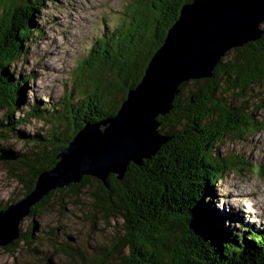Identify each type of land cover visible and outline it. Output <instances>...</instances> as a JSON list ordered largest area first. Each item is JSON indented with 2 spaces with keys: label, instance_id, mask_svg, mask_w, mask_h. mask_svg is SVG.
<instances>
[{
  "label": "trees",
  "instance_id": "1",
  "mask_svg": "<svg viewBox=\"0 0 264 264\" xmlns=\"http://www.w3.org/2000/svg\"><path fill=\"white\" fill-rule=\"evenodd\" d=\"M190 1L128 0L115 21L105 22L104 30L75 56L69 91L51 103L36 101L25 111L22 94L32 75L16 76V66L43 32L38 21L45 2L56 1L0 0V149L9 150L1 146L9 137L25 147L15 160L1 163L20 195L0 202V210L33 189L80 129L115 116ZM260 28L262 37L228 51L211 78L179 87L171 111L158 117V133L169 141L142 167L130 163L123 178L110 175L107 186L83 177L78 184L51 191L31 208L24 231V220L20 224L19 239L3 250L15 251L23 244L39 253L31 247L40 243L33 234L41 233L39 222L47 208L88 191L94 216L105 223L119 218L122 229L108 248L98 250L99 258L88 260L79 251L62 249L75 264H264V227L226 228L229 217L212 208L213 186L226 173L264 177V164L218 153L222 140L256 130L254 118L234 100L264 88V23ZM15 113L22 116L15 118ZM26 119L46 130L29 135L16 129ZM93 182L97 186L91 190Z\"/></svg>",
  "mask_w": 264,
  "mask_h": 264
},
{
  "label": "rangeland",
  "instance_id": "2",
  "mask_svg": "<svg viewBox=\"0 0 264 264\" xmlns=\"http://www.w3.org/2000/svg\"><path fill=\"white\" fill-rule=\"evenodd\" d=\"M55 1L52 5L45 2L40 12L42 19L38 21V25L43 26V32L41 36L33 38L35 40L32 39L27 56L16 66V76L18 73L32 75L22 94L25 111L36 101L51 103L62 92L69 91V74L74 68L75 56L86 48L83 44L90 43L104 30L105 22L115 21V16L128 0ZM249 94L234 102L254 118L256 130L248 131L240 139L232 137L222 140L218 143V153L227 158L239 157L244 161L264 164V88L255 89ZM18 116L22 115L15 113L14 117ZM16 129L29 135L46 130L40 122L29 119ZM9 138L1 146L14 152H21L25 148L19 139ZM96 186L93 182L91 190ZM213 190L212 208L230 217L224 224L226 228L238 230L240 227H252L260 230L264 227V177L249 175L245 171L241 174L232 171L226 173L223 182H217ZM19 195L17 183L7 176L0 163V202L17 200ZM91 202L88 191L77 198H68L61 205L53 201L39 222L41 233L33 234L40 243L31 247H35L39 253H33L23 244L10 252L0 247V264H46L47 257L55 264H75V261L63 256L62 249L79 251L88 260L99 258L98 250L111 245L119 231L121 233L123 221L119 218L107 223L101 221L99 216H94ZM29 223L30 219L25 218L23 231ZM116 260L114 256L112 261Z\"/></svg>",
  "mask_w": 264,
  "mask_h": 264
},
{
  "label": "water",
  "instance_id": "3",
  "mask_svg": "<svg viewBox=\"0 0 264 264\" xmlns=\"http://www.w3.org/2000/svg\"><path fill=\"white\" fill-rule=\"evenodd\" d=\"M263 23L264 0H191L184 5L115 116L80 129L33 189L0 210V247L19 239L20 224L51 191L78 184L83 177L107 186L108 177L121 180L130 163L142 167L169 141L158 133V117L171 111L179 87L211 78L228 51L262 37ZM15 153L0 149V163L15 160Z\"/></svg>",
  "mask_w": 264,
  "mask_h": 264
},
{
  "label": "bare ground",
  "instance_id": "4",
  "mask_svg": "<svg viewBox=\"0 0 264 264\" xmlns=\"http://www.w3.org/2000/svg\"><path fill=\"white\" fill-rule=\"evenodd\" d=\"M230 218V217H229ZM233 218V217H232ZM22 224V223H21ZM230 226V225H229Z\"/></svg>",
  "mask_w": 264,
  "mask_h": 264
}]
</instances>
